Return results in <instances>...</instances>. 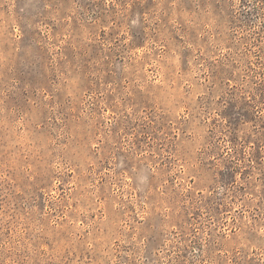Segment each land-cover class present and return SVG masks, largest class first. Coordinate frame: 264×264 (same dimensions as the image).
Wrapping results in <instances>:
<instances>
[{"label": "rangeland", "instance_id": "374dc122", "mask_svg": "<svg viewBox=\"0 0 264 264\" xmlns=\"http://www.w3.org/2000/svg\"><path fill=\"white\" fill-rule=\"evenodd\" d=\"M0 264H264V0H0Z\"/></svg>", "mask_w": 264, "mask_h": 264}]
</instances>
